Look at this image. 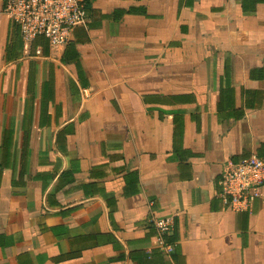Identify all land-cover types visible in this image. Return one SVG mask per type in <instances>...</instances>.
<instances>
[{
  "label": "crops",
  "instance_id": "obj_1",
  "mask_svg": "<svg viewBox=\"0 0 264 264\" xmlns=\"http://www.w3.org/2000/svg\"><path fill=\"white\" fill-rule=\"evenodd\" d=\"M85 9L52 46L0 0V264H264V180L245 210L219 195L264 157V0Z\"/></svg>",
  "mask_w": 264,
  "mask_h": 264
},
{
  "label": "built area",
  "instance_id": "obj_2",
  "mask_svg": "<svg viewBox=\"0 0 264 264\" xmlns=\"http://www.w3.org/2000/svg\"><path fill=\"white\" fill-rule=\"evenodd\" d=\"M2 10L19 29L23 42L44 37L52 46L64 45L77 25H85L86 0H1ZM264 180V157L250 154L220 177L219 185L223 202L233 210H245L249 200L260 195ZM154 230L155 248L170 253L173 245L166 240L172 229L173 217H150ZM148 251V250H147Z\"/></svg>",
  "mask_w": 264,
  "mask_h": 264
},
{
  "label": "trees",
  "instance_id": "obj_3",
  "mask_svg": "<svg viewBox=\"0 0 264 264\" xmlns=\"http://www.w3.org/2000/svg\"><path fill=\"white\" fill-rule=\"evenodd\" d=\"M172 244V243H171Z\"/></svg>",
  "mask_w": 264,
  "mask_h": 264
}]
</instances>
